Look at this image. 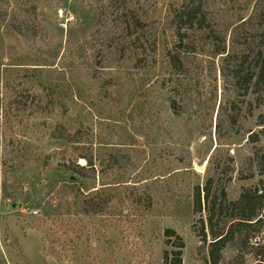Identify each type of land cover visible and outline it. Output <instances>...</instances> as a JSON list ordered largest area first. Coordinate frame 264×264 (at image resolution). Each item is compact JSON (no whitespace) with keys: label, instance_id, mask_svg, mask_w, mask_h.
Here are the masks:
<instances>
[{"label":"rangeland","instance_id":"obj_1","mask_svg":"<svg viewBox=\"0 0 264 264\" xmlns=\"http://www.w3.org/2000/svg\"><path fill=\"white\" fill-rule=\"evenodd\" d=\"M0 26V264H211L195 188L264 193V0H0ZM68 132L111 155L108 182L152 196L141 226L67 210ZM241 216L226 209L214 228ZM253 236L237 229L218 264H264V219Z\"/></svg>","mask_w":264,"mask_h":264},{"label":"trees","instance_id":"obj_2","mask_svg":"<svg viewBox=\"0 0 264 264\" xmlns=\"http://www.w3.org/2000/svg\"><path fill=\"white\" fill-rule=\"evenodd\" d=\"M255 59L257 70L252 79L254 80L255 87L261 91L264 97V51H258ZM27 99H31V103H28V106H24L23 108L17 105V107H20L21 111L30 109V116H33L35 112L33 107L37 98L32 94H27ZM56 138L74 146H72V150L64 149L60 152L61 161L59 167L65 172L70 173L71 180L74 183V187L69 188L70 192L68 194L72 197V203L68 206L67 210L71 211L72 207L81 205L85 215H101V217L104 215V220L101 222V227L104 229L118 230L123 222H138L141 226L143 221L152 212V196L149 193L138 192V189L135 188L137 186L131 185L129 181L114 178V180L108 182L106 179L109 172L107 165L113 162L111 155L100 158L96 157L93 153L90 155L84 154L83 148L76 146V134L72 132L61 134V136ZM114 159L116 158L114 157ZM80 160L84 161V164H81ZM260 164L264 166V154L260 156ZM46 165H48L47 160L44 161V166ZM112 170L113 168H110V171ZM98 182L99 185H97ZM202 193L205 195V208L202 206ZM63 197L62 200L65 197L66 201L69 199L66 192L63 193ZM194 204L197 213H202L203 209L208 213L207 222L210 230L209 234L212 238V242L210 243L211 264L219 263V253L235 238L234 235L240 227L245 229V231L250 230L254 232L253 239L257 240L255 235L260 232L264 219V213L261 216L257 214V210L261 211L264 208L263 192L259 194L258 190L251 191L247 189L242 193L237 202H231L228 200L224 190L219 191L211 198L208 186H205L203 189L197 186L194 191ZM225 208L227 210L239 211L243 216L240 218L232 217L228 220L225 228L215 230V219L226 210ZM247 213L249 215H245ZM165 234L166 236H177L176 232L170 229L166 230ZM197 236L202 242L207 241L208 235L205 232V225L202 232ZM177 237L181 242V238ZM183 247L184 244L181 242L180 248L182 249ZM176 253L179 256L181 255V252ZM166 261L168 262V257H166ZM180 263L181 258L179 257L176 264Z\"/></svg>","mask_w":264,"mask_h":264},{"label":"built area","instance_id":"obj_3","mask_svg":"<svg viewBox=\"0 0 264 264\" xmlns=\"http://www.w3.org/2000/svg\"><path fill=\"white\" fill-rule=\"evenodd\" d=\"M33 214H34V215H36V214H37V212H33Z\"/></svg>","mask_w":264,"mask_h":264},{"label":"water","instance_id":"obj_4","mask_svg":"<svg viewBox=\"0 0 264 264\" xmlns=\"http://www.w3.org/2000/svg\"><path fill=\"white\" fill-rule=\"evenodd\" d=\"M13 207H15V205Z\"/></svg>","mask_w":264,"mask_h":264}]
</instances>
